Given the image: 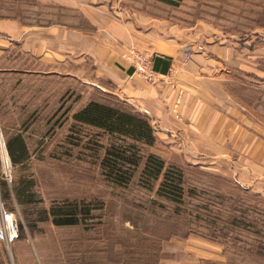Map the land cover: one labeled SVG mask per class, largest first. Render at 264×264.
<instances>
[{
  "label": "rangeland",
  "instance_id": "1",
  "mask_svg": "<svg viewBox=\"0 0 264 264\" xmlns=\"http://www.w3.org/2000/svg\"><path fill=\"white\" fill-rule=\"evenodd\" d=\"M127 1L146 22L175 26L177 36L252 50L253 80L241 83L252 91L245 97L252 100V129L264 139V0ZM6 47L0 45V186L5 183L7 197L0 189V203L14 214L18 238L0 242V264H16L15 251L26 253L25 264H180L190 260L184 251L202 262L198 255L207 246L220 250L223 262L199 264H264V162H257L260 175H230L215 156L171 153L155 133L154 144L137 154L180 169L182 202L158 192L160 180L144 186L143 160L127 185H117L106 151L123 138L73 117L91 101L139 113L89 70L48 66L20 45ZM17 136L27 159L14 164L6 142ZM55 211L76 224L56 226Z\"/></svg>",
  "mask_w": 264,
  "mask_h": 264
},
{
  "label": "crops",
  "instance_id": "2",
  "mask_svg": "<svg viewBox=\"0 0 264 264\" xmlns=\"http://www.w3.org/2000/svg\"><path fill=\"white\" fill-rule=\"evenodd\" d=\"M127 2L0 0V45H20L48 66L74 67L83 74L89 70L110 94L148 119L171 153H202L206 160L215 156L230 175H260L264 139L252 129V100H245L252 91L241 83L253 80L252 50L177 36L175 26L162 30L160 22H146ZM128 46L157 58L158 82L147 83L132 73L122 58ZM189 53L191 59L184 61ZM207 248L198 255L202 262H223L220 250ZM183 254L190 260L180 264L202 263L188 251ZM25 257L12 253L16 264H25Z\"/></svg>",
  "mask_w": 264,
  "mask_h": 264
},
{
  "label": "trees",
  "instance_id": "3",
  "mask_svg": "<svg viewBox=\"0 0 264 264\" xmlns=\"http://www.w3.org/2000/svg\"><path fill=\"white\" fill-rule=\"evenodd\" d=\"M157 58H152V68L155 71ZM74 120L97 130L103 131L112 137L123 138L122 145L111 143L106 151V164L109 166V178L117 184H128L133 174L137 170L139 163L142 162L141 179L147 178L146 188L160 180L158 192L162 193L169 200L181 203L182 187L180 169L166 167L163 160L154 154L141 157L140 147H151L156 141L155 130L148 119L141 115L131 113L120 108L100 102H89L77 114ZM125 139H129L128 142ZM8 155L14 164L22 163L27 159L25 145L20 136L8 139L6 142ZM106 157V156H105ZM128 169H124L125 167ZM5 183H1L0 189L2 198L7 197ZM21 196L17 194V199ZM21 200V199H20ZM30 201L29 198L25 199ZM23 202V201H22ZM72 215H62L61 211H55L53 223L56 226H71L76 224Z\"/></svg>",
  "mask_w": 264,
  "mask_h": 264
},
{
  "label": "built area",
  "instance_id": "4",
  "mask_svg": "<svg viewBox=\"0 0 264 264\" xmlns=\"http://www.w3.org/2000/svg\"><path fill=\"white\" fill-rule=\"evenodd\" d=\"M122 58L129 64L133 74L148 83H156L160 80L158 74L152 68V57L148 56L134 47H126ZM190 58L185 55V60ZM162 79V78H161ZM18 238V223L14 214L6 210L0 203V242L5 245L13 243Z\"/></svg>",
  "mask_w": 264,
  "mask_h": 264
},
{
  "label": "bare ground",
  "instance_id": "5",
  "mask_svg": "<svg viewBox=\"0 0 264 264\" xmlns=\"http://www.w3.org/2000/svg\"><path fill=\"white\" fill-rule=\"evenodd\" d=\"M7 165V164H6Z\"/></svg>",
  "mask_w": 264,
  "mask_h": 264
}]
</instances>
